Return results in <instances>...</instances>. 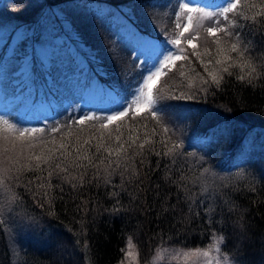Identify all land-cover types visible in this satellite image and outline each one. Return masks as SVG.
<instances>
[{
	"label": "trees",
	"instance_id": "16d2710c",
	"mask_svg": "<svg viewBox=\"0 0 264 264\" xmlns=\"http://www.w3.org/2000/svg\"><path fill=\"white\" fill-rule=\"evenodd\" d=\"M99 2L116 9L139 31L155 30L164 41L178 35L177 0H0V27L7 29L0 46L1 94L8 87L22 89L16 85L22 72L14 74L1 62L11 28L30 30L23 42L34 46L42 10L51 7V19L70 40L58 43L48 73L39 81L44 89L40 95L32 94L33 100L51 99L54 104L39 114L0 112V264H119L130 240L137 263L144 264L163 243L204 246L214 235L223 237L220 252L235 263L264 264V23L239 20L242 26L230 30L240 33V52L219 54L218 48L230 49L237 37L218 34V44L203 22L198 36L193 32L200 57L183 45L188 59L166 70L154 87L157 116L142 112L102 129L101 123H106L102 114L84 125L75 123L89 109L77 95L107 88L126 96V87L140 81L148 63L140 67L135 46L116 30L119 22L110 26L88 11L91 3ZM258 10L245 9L250 17ZM60 21H65L64 28ZM63 44L66 47L61 48ZM74 48L85 57L93 54L94 65H101L107 76L95 71L91 61L82 71ZM225 54L236 65L250 61L257 68L256 78L251 83L238 79L244 72L233 66L231 75L218 73L223 79L217 87L208 73L222 67L216 60L223 61ZM31 71L35 75L34 67ZM61 81L64 86L58 84ZM33 128L44 131L19 136ZM117 135L120 142H127L129 135L139 139L123 158L113 155L111 166L107 160L101 163L108 157L107 152L96 151L101 137L114 151ZM161 140H169V147L171 142L180 143L178 155L156 156L148 150L136 154L139 144L147 141L154 144L146 143V149L161 150ZM61 143L68 145L70 160L86 149L95 167H69L67 173L56 169L52 177L49 164L41 163L43 171L28 170L37 163L32 157L48 155ZM80 145L78 154L74 148ZM85 174L81 183L79 176ZM9 228L13 236L7 233Z\"/></svg>",
	"mask_w": 264,
	"mask_h": 264
},
{
	"label": "snow or ice",
	"instance_id": "6c2138e0",
	"mask_svg": "<svg viewBox=\"0 0 264 264\" xmlns=\"http://www.w3.org/2000/svg\"><path fill=\"white\" fill-rule=\"evenodd\" d=\"M180 11L176 12L175 15L177 17L176 28L179 30L178 35L175 39H167L164 41V47L158 48L154 45H151L149 41H145L141 34L134 31L131 27L128 28L131 42L135 44L133 47V51L136 53V59H142V63L140 67H143L144 64H147L149 60H151L150 67L146 69V73L141 76L140 81L137 82L134 90L129 94L132 99L130 100L128 96L123 97V103L119 108L114 110L113 114L108 115L104 119L106 123H101L100 127L102 129H107L110 124H116L118 121L123 122L125 118L132 116L133 118L141 116V113L145 114L148 111H151L152 116L155 118L157 116L158 108L156 104V99L154 97V87L158 84L161 76L166 75V70H171L172 67L176 66V62L180 60H187L188 56L186 54V50L183 45H187L188 48L193 49V56L200 57V53L195 51L197 48V44L194 43L196 36L193 35V32L197 33L198 36V28L203 27V21H209V26L206 28V32L209 37L215 38V41L219 44L221 41V37L218 34H223L225 37H237V42L232 43L230 49L218 48L219 54H224L227 51L231 53H239L240 49L238 48L240 33L232 32L230 29L239 28L242 25L239 24V20L247 21L251 19L254 23H264V0H261L260 4H250L248 0H177ZM259 9L255 11L254 15L251 17L246 14L245 9ZM195 13V18L192 15ZM186 19V23L183 22ZM196 19L197 23L194 27L193 21ZM151 49L152 54L150 56L145 55V50ZM231 61V63H229ZM211 63V61H209ZM216 65H221L222 67L214 72H209V76L213 83L219 87L222 76L218 75L219 72H228L229 75L232 73L229 72V68L233 66L241 67L243 75L238 76L237 78L240 80H245L249 83L252 82L253 78H256L257 68L247 60H244L242 64L236 65L235 60L232 56L225 54L224 60L220 59L216 60ZM226 65V66H223ZM247 69V71H245ZM207 83V81H204ZM97 119L95 116L84 115L81 118H78L75 123L79 125H84L86 121H91ZM5 125L8 128H12L13 126L8 123L7 120L4 121ZM117 131L120 130L119 125L117 126ZM43 132L44 129H24L19 132L20 137L32 136L36 132ZM53 132L59 131L57 128L52 129ZM165 133L168 132V129H164ZM155 135V132L153 133ZM204 137L209 138V133H204ZM212 136L215 133H211ZM95 137H93L94 139ZM109 138H111V134L109 133ZM139 137H133L132 135L128 136L127 142H120L121 136H115V141L118 143V147L113 151L110 147H105L103 143V136L101 137V143L97 146V153L101 152V150L108 153V157H105L101 160V163H104L107 160L109 166H111L112 161L111 157L115 155L118 159L123 158L122 154L126 156L128 150L136 146V141ZM170 139V138H169ZM127 143V147L125 146ZM154 144L153 141L141 142L139 144V151L136 153L137 155H143L144 151H152L156 156H174L178 155L177 150L181 148L180 143L171 142V147L168 146L169 140H161V150H156L154 147L151 149H146L145 144ZM83 144L90 145L89 140H84ZM29 147H35L34 144H29ZM83 145L79 147H75L74 150L76 153H80ZM59 149H64V151H60ZM59 149L53 148L48 150V155H36L32 157L37 161L35 165V169L29 167L28 170H40L41 163L49 164L52 170L48 172V176L52 177L55 170L58 169L60 172L67 173L69 167L75 168H87L89 166L95 167L93 164V159L88 155L87 150H84L83 155H77L75 159L70 160L72 153L67 151L68 145L61 143L59 145ZM7 151V149L5 150ZM88 161L87 165L81 163V161ZM120 166L119 163L116 165ZM7 171V170H5ZM58 174V173H57ZM134 174H136L134 172ZM86 174L79 176V180L81 183L85 181ZM37 179H40L39 177ZM77 177H71V180H76ZM71 182V181H70ZM90 182V181H89ZM108 182V181H106ZM40 187H44L43 184L39 185ZM48 187L51 188L52 185L49 182ZM75 188L76 185L73 184ZM115 195V193L113 194ZM212 211V209H209ZM223 243V237H219L216 240V245L214 250L219 253L220 244ZM129 246L131 247V240L129 241ZM131 255V253H128ZM203 257L207 258L209 256L208 251H204L199 253ZM223 264H228V257H222Z\"/></svg>",
	"mask_w": 264,
	"mask_h": 264
},
{
	"label": "rangeland",
	"instance_id": "374dc122",
	"mask_svg": "<svg viewBox=\"0 0 264 264\" xmlns=\"http://www.w3.org/2000/svg\"><path fill=\"white\" fill-rule=\"evenodd\" d=\"M87 8L91 14H94L95 17L98 18V20L108 22L110 26H115L114 23L119 22L116 30L119 33H124L127 36L128 41H131L128 31V28L131 27L134 31L141 34L145 41H149L150 44L156 46L157 49L164 47V40L159 39L157 31L152 30L151 32H148L137 30L133 26L131 20H127L116 9L109 7L108 4L106 5L102 2H99L98 4L91 3ZM55 10L59 11L57 7ZM42 13L43 15L40 20L38 34L39 40L38 42H35L34 46L30 47L26 45L25 42H23L25 39L30 37V30L27 32L21 28L14 30L11 28L10 30V37L7 45L5 46L1 62L6 63V66L12 68V72L14 74H17L19 71L22 72V81L16 84L19 88L22 87V89L21 91L19 90L20 92L10 91L8 87L4 93L1 94L0 92V112L11 114L17 113L19 115H22L24 112H29L28 114H39V112H43L45 109H47V107L50 108L51 105L54 104L51 99H46L45 101V99L37 98L33 100L36 95L32 97V94L33 92H37V95H40V91L44 89L43 82L41 83L39 81L43 79L42 77L46 73H48V66L50 65L51 61L50 55L56 49H59L58 43L64 41L69 42L70 40L66 34H63L59 31L58 25H56L58 22L51 19L52 13H54V8L52 9L51 7H44ZM85 16L86 15L84 14L83 18H85ZM195 21L196 19H194L193 24ZM183 22L186 23V19ZM203 22L206 25L210 23L209 21ZM60 23L62 24L63 28L66 26L65 21H60ZM54 25L57 26V28ZM6 33L7 29L4 26L0 27V46L5 39ZM176 37L177 35L170 39H175ZM133 45L135 46L134 43ZM64 47H66L65 44H63L61 48ZM73 53L76 55V60H78L80 63L82 71L87 68L89 61H91V63L94 65L92 59L93 54L88 53L89 57H85L77 49L75 50V48L73 49ZM134 54L136 55L135 52ZM151 54V49L145 50L146 56H150ZM142 59L143 58L137 60L140 61ZM150 64L151 60L148 62V67H150ZM94 66L93 67L96 69H94L95 71H100L102 75L107 76L101 68V65L99 67L96 65ZM33 67L36 71L35 75L31 71ZM146 69L143 72L144 74L146 73ZM33 77H35V79H33ZM33 80H35V82ZM132 83L133 81L129 84V87H126V96H128L130 100L132 97L129 94L134 90L137 84ZM58 84L63 86L65 85V83L62 81ZM94 88L97 89L98 86ZM0 90L3 91L4 89ZM123 97L125 96H119L116 91L104 88L100 89L99 91H95V93H92L91 91H82L77 95L76 98H78L80 102L87 105L89 108L84 114H82V116L102 114L104 117H107L108 115L113 114L115 109L120 107V105L123 103ZM77 104L78 103L75 102L72 105L75 107ZM7 233L10 236H13V229L9 228ZM218 238L219 237L217 235H214V237H212L204 246L179 247L172 244L168 245L163 243L154 248L150 260L144 264H223L222 257L227 255L221 253L220 251L218 253L214 250L216 240ZM204 251L209 252V256L207 258L199 255V253ZM128 253H131V255H128ZM119 264H138L134 246L131 244L130 247L129 241L125 244L124 255ZM228 264L239 263H235L228 257Z\"/></svg>",
	"mask_w": 264,
	"mask_h": 264
}]
</instances>
